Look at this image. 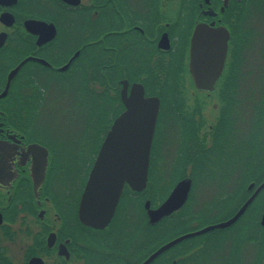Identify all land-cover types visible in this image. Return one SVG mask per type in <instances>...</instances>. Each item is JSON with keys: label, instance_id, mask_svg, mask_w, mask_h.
Returning a JSON list of instances; mask_svg holds the SVG:
<instances>
[{"label": "flooded vegetation", "instance_id": "obj_1", "mask_svg": "<svg viewBox=\"0 0 264 264\" xmlns=\"http://www.w3.org/2000/svg\"><path fill=\"white\" fill-rule=\"evenodd\" d=\"M255 32L246 0H0V264H203L214 252L221 264H246L245 256L264 264V205L254 220L243 217L264 187L231 224L183 237L150 259L179 236L228 220L264 180L248 189L240 163L264 146V110L251 108L248 120L240 92L251 79L243 61ZM190 61L202 67L195 76ZM199 79L212 89L198 88ZM141 91L158 99L151 150L174 116L182 171L154 206L149 175L140 191L124 184L109 222L87 225L79 203L99 146ZM209 99L217 103L207 111ZM103 130L96 147L92 136ZM89 138V149L75 153L72 143ZM206 162L214 183L243 167L239 196L189 221ZM218 162L229 168L221 176ZM185 178V201L151 224L146 201L157 208ZM176 215L185 223L174 233L149 235Z\"/></svg>", "mask_w": 264, "mask_h": 264}, {"label": "water", "instance_id": "obj_2", "mask_svg": "<svg viewBox=\"0 0 264 264\" xmlns=\"http://www.w3.org/2000/svg\"><path fill=\"white\" fill-rule=\"evenodd\" d=\"M190 54L192 57V48ZM221 63L220 60L218 65L212 66L210 70L214 69L217 72ZM198 68L202 67H198L196 63L190 61L189 69L194 76ZM195 84L198 88L208 90H211L213 86L212 81L200 79L196 80ZM157 110L158 99L156 97L146 99L143 97L142 91L138 95L135 93L127 100L126 111L114 121L106 132L81 195L79 217L83 223L93 227H102L107 224L114 213L124 184L136 191L145 188ZM254 185V182H250L248 189H252ZM262 187H264V180L256 186L235 214L225 222L208 225L192 233L183 234L158 248L150 256V259L169 244L183 237L201 234L213 227H224L231 224L241 215ZM189 188L190 179L185 178L176 183L168 197L157 208H150L149 201H146L145 207L148 210L149 222L155 223L180 207L187 198ZM262 218H264V212Z\"/></svg>", "mask_w": 264, "mask_h": 264}, {"label": "rangeland", "instance_id": "obj_3", "mask_svg": "<svg viewBox=\"0 0 264 264\" xmlns=\"http://www.w3.org/2000/svg\"><path fill=\"white\" fill-rule=\"evenodd\" d=\"M254 0H250V3L246 2V10L249 9V12L253 18V20L256 23V32L255 36L252 38L251 46L253 47V51H248L246 56L244 54V60L243 63L246 64L248 75L251 76V79L247 80L246 84L242 82L240 84L241 87V95L243 97V100L246 101L245 106L247 109V119L249 120L250 117L253 118V108H263L264 110V41L262 44V49L257 54V48L258 45L262 42V32H264V0H256V3H253ZM253 4V5H252ZM259 7H262L259 9ZM31 67L28 66L27 71H31ZM54 84V83H53ZM191 88L190 85L187 86L188 96L191 94ZM191 99V98H189ZM189 101V100H188ZM172 103V102H171ZM213 103H217L216 99H209L207 103V111L213 106ZM55 106V105H54ZM206 106V105H205ZM252 108V109H251ZM78 114V113H77ZM75 115H73L74 117ZM255 116V115H254ZM92 117V116H91ZM172 124L171 128L168 130H165L164 132H157L156 136L160 134V141H156V144H153V148L150 153L149 158V169H148V175L150 178V184H154L155 187V193L152 191L151 193V204L157 205L160 200L168 194L169 190L173 186V184L178 179V172L182 171L179 169V166L181 165L180 162H182V159L178 158V137H177V130H174L173 128H176V121H174V116L172 117ZM75 130L78 129L75 125H72ZM159 133V134H158ZM161 134H164L165 140H162ZM97 134L96 136H99ZM86 142H82L83 144L78 146L75 143H72L75 147V153L79 151H83L85 148L83 146L85 144H90L92 141L91 138H89ZM162 140V141H161ZM93 142V141H92ZM249 143H247V149L250 150V146H248ZM87 149V148H86ZM58 150V149H57ZM56 150V151H57ZM247 150L246 155H250L249 151ZM63 151V148H62ZM64 153V151L62 152ZM74 152H68L67 154H75ZM264 154V146L261 150L256 149V157L254 155L253 162H261L262 155ZM68 155H66V158H61L58 161L62 162V167L60 168V171L63 172L64 169H66V165H69L67 163L68 161ZM217 159V158H216ZM243 159V160H242ZM247 159L249 158H241L240 163L247 166ZM245 160V162H244ZM216 161V160H215ZM175 162V163H174ZM217 162V161H216ZM205 166L201 168L203 170L204 175L203 178L200 180L199 184V190L197 192V195L193 201L192 209H194V215L190 216L188 220L190 221L193 218L198 217V219H202V217H206L209 213V210H211V207L213 205H217L222 203L223 201H226L227 199L230 201L231 204L234 203V201L239 196V186H241V179L239 178V172L243 167H239L237 169V172L233 176V174L230 175V180L223 181V179L218 178V183H214L215 177L208 179V172L213 171L211 167H208V162H206ZM219 165H216L213 169L216 170L217 173H220L222 171H227L229 168L227 166L222 165L218 162ZM261 164V163H260ZM211 166V164H209ZM71 169L74 168L73 165L71 166ZM64 168V169H63ZM69 169V168H67ZM179 170V171H178ZM212 175H214L211 172ZM221 176V173H220ZM246 181V180H245ZM247 183V182H246ZM160 187V190H157L156 188ZM151 189V187H150ZM139 202V201H138ZM135 214H138V208L139 205H137V201L135 202ZM124 206V203L121 202L120 212L123 211L121 208ZM189 205L187 206V208ZM198 214V215H196ZM192 217V218H191ZM137 215L135 217L134 224H136ZM130 219V218H128ZM183 219V220H180ZM134 220V219H130ZM185 223V219L182 217H178L177 215L169 218L166 222L161 223L159 226L151 227L150 228V234L153 236H162V235H169L170 233H174L173 231L178 229L180 226H182ZM189 223V222H188ZM155 224V223H153ZM135 229L137 228V225H134ZM135 234H138V231L134 232ZM253 262V259L250 257L245 256L244 262L246 264H251L250 262ZM260 263V260H259ZM203 264H221L219 256L214 252L212 255L205 261Z\"/></svg>", "mask_w": 264, "mask_h": 264}, {"label": "trees", "instance_id": "obj_4", "mask_svg": "<svg viewBox=\"0 0 264 264\" xmlns=\"http://www.w3.org/2000/svg\"><path fill=\"white\" fill-rule=\"evenodd\" d=\"M247 3H250V0H246ZM254 4L256 3V0H254L253 2ZM253 5V4H252ZM262 7H259V9ZM250 8H248L249 10ZM105 134V131L103 130L102 132H94L92 138H94V142L96 143V147L99 144V136H96L97 134ZM86 148L89 149V145L85 144ZM84 145V146H85ZM253 151L254 148H251V157L249 158V160L247 159V176L245 178L247 184L251 181H255L256 184H258L259 182H261L264 179V159H262V170L260 172V162H253ZM175 163V162H174ZM151 187V191L153 193H155V187L154 184L152 183L150 185ZM157 190H160V187L156 188V192ZM262 204L264 205V188L261 190V192L257 195V197H255V199H253L251 205H249V207L247 208L246 212H245V216H243L244 218L247 219H255V214L257 213V210L259 208V205ZM247 213V214H246Z\"/></svg>", "mask_w": 264, "mask_h": 264}]
</instances>
